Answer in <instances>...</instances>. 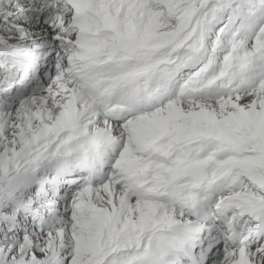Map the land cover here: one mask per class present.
I'll use <instances>...</instances> for the list:
<instances>
[{
  "label": "rangeland",
  "instance_id": "374dc122",
  "mask_svg": "<svg viewBox=\"0 0 264 264\" xmlns=\"http://www.w3.org/2000/svg\"><path fill=\"white\" fill-rule=\"evenodd\" d=\"M158 1L163 5L164 9L161 11L159 10L157 14L154 13L153 16L146 15L142 17L140 20L138 18H130V20H127V22L121 20L117 21L113 19L111 16H109L110 10L107 9L105 10L106 12L105 17L100 18L94 22L95 26H99V25L102 26L104 28L103 32L106 33L105 34L106 36H104L105 41L103 42V44L99 45V47L101 49H108L111 46L108 45L107 42L112 43V45H116V48L120 50L121 54H123L122 56L116 59H109V61H106L114 64L110 68L113 67L116 68L121 73L123 81H129V80L131 81L133 79L148 77L147 73L150 71V68L153 66V64H155V62L157 61L163 62L164 70L168 71L171 77L172 76L179 77L180 75H184V74H192L194 72H197L200 66L203 63H205L209 57H211L212 55L218 52L217 41L214 40V26L210 27L211 32L210 35L208 36L209 39L207 37V34L203 30V26L204 24L206 25V20L209 18L208 15L215 16L218 15V13L220 12V5L218 4L220 2L219 0H197V1L190 0V4L188 8L185 7L184 10L181 9L178 3L171 6V4L167 3L166 0H158ZM30 2L31 3H28L27 0L24 1L0 0V36L1 37L8 38V35L11 33L19 35L20 31L26 29L27 27H30V25L32 24H35L36 26L39 25V28L40 29L42 28L43 24L39 23L36 20L34 21L31 12L30 14H28L29 16V17L27 16L28 18L22 16L21 8L23 9L25 8L23 11H26V9L29 8L30 5V8L32 9L34 10L36 8L38 9L37 6L33 5L35 4L34 2L32 1ZM41 12L42 11L39 10L38 13ZM43 12L46 13L48 11L44 10ZM194 12H197L199 14L196 15ZM202 12L208 15H205L203 17V15L201 14ZM220 17L224 18L225 13L222 12ZM132 21H135L134 25L127 26L126 28H124L122 32V28ZM150 21L151 23H149ZM142 24L143 27L141 26ZM183 26H185L183 29H185L186 34H188L187 39L182 44L178 42L173 44V39H172L173 32L177 31ZM206 27L209 26L206 25ZM49 34L51 35L52 38L53 33H49ZM115 34L117 36H115ZM16 39L17 38H12L11 36L8 38V42L17 43L15 42ZM128 42H132L134 45V51L132 52L134 53L133 55H131L130 52H126L123 50ZM17 44L21 45L19 43ZM23 47L24 46L21 45L16 48L19 49ZM168 51L171 53L174 52L175 53L174 55L176 54L177 55L176 56L171 55L168 53ZM12 54L13 53L11 54L8 53V56L9 55L11 56ZM168 58L172 61L166 62ZM150 61L152 62L149 63ZM232 78H233L232 75L229 74L227 75V79H232ZM48 84L50 83L49 82L45 83L44 89L27 91L24 94L22 93L20 95L19 94L10 95L8 93H5L7 91L5 89L0 95V103H1L0 112L2 113H5L6 111L15 112L16 110L15 108L18 105L12 104V101H9V98L19 97L17 98V102L18 101L22 102L28 94H32L35 92H44V93L52 92L54 96L49 100L45 99L43 102L44 105H48L47 101L50 102L52 101L53 98L61 100L60 98L61 95L62 96L68 95V99H67L68 101L64 100L66 102L64 103V105L61 104L59 108L60 109L59 113L71 114V120L69 122L70 130L79 129L80 131L86 133L90 132L93 134V137L96 138L97 137L96 134L98 132V127H96L97 124H100V128L103 129H105L108 125H110V124L105 125V123H103L105 120H103L102 118H97L94 115V112H92L93 111L92 109H91L92 111L89 112V114L87 113L86 111L87 105L81 96H80L81 99H77V96L80 95V93L77 91L75 87L72 86L67 90L66 93H63V90L61 92V89L66 86H62V85L55 86V84H51L47 86ZM54 89L58 91L55 94L53 93ZM261 89H264V86H260L257 89L247 94H241L236 96L235 95L228 97L225 96L214 99H212L211 97L207 99L198 98L190 102L189 104L187 103L181 104L174 102L176 104V107L177 108L179 107L178 108L179 114H175L170 110H168V112L167 111L165 112V110H163L164 112L163 114H165L164 115L165 117L168 115L183 117V120L185 122L184 124L186 125V129H187L185 132L181 133L183 137H190L192 136V134L197 133L199 136L201 135L200 137L203 140H205L207 143L209 142L208 144H212L220 140H223L225 142L226 141L240 142L241 138L238 137L233 132V129L230 128L228 124L224 122L225 119H228L233 122L237 121L239 123H242L240 125L244 127H243V131H241L240 133L243 134L244 137H246L249 140L251 139L261 140L264 145V115L260 116L258 114L259 110L262 107L261 100L264 101V95L261 94L260 92ZM72 92L74 94H70ZM30 102L32 105L33 102L32 101ZM100 104L101 103H99V105ZM99 105L95 107H98ZM44 108L42 107L36 110L38 113L31 114L30 117L31 121L23 122L22 127L15 128L13 131L8 132L6 136L3 135L4 133L0 132L1 134L0 140L2 142H6V139H9L8 142L11 141L12 149L9 146L10 143H5L6 148L9 147L6 151L8 152L9 155L12 154V156L15 157L11 159L10 161L11 164H9L8 169L4 172L8 174V177L0 179V264H81L82 260L76 259L77 257L76 252L78 251V253L81 252L86 253V249L87 251L95 250L100 253L103 252V254L101 253L100 254L101 256L98 257V259H100L101 261L106 260L109 256V253H112V256L116 260L118 254L122 255V251L124 249L132 250L131 242L128 239H124L121 242L120 244L121 248L118 251L108 252L109 249L110 251H112V247L118 244L117 242H111L113 238L110 236L106 239L107 241L106 247L99 246L98 248H95L96 241L100 240V238L98 236L93 237V234L89 232L90 227L93 228L95 227L94 225H96V222L94 220H91L90 217L86 219L83 218L81 221L77 220V222H80L81 224L80 226H76V225L73 226L68 222L62 221V219L64 220V218H68V215L66 216L67 210H63L64 211L63 214L58 215L59 218L58 220L53 215L49 214L50 212L53 211L52 208H55L54 203L58 201V198H55L53 200L54 193L51 192L47 194L39 193L40 190L44 192H48L51 190L50 189L51 187L49 185L45 187L44 184L39 183L40 181L44 183V181L42 180L43 178L36 179L35 181L31 180L33 181L31 183L28 182L27 183L22 182L23 184L20 183L21 175H23L22 169L31 168L29 165L33 163V153L34 155H36V152L34 150L30 151L27 149L28 143L31 140L32 136H34L33 138H35V135L36 136L39 135V132H37L36 130H40L41 133L45 128H47V123L42 118V114H43L42 112H44ZM81 113H84V115L78 117V115ZM85 113H87V115ZM38 115L39 118L36 117ZM155 118H157L156 114L154 119ZM21 119L24 120V117H21ZM54 119L56 118L54 117L51 120ZM170 125L174 126L175 124L171 123ZM31 129H34L35 132L29 133V131L31 132ZM117 130L118 127L115 126V132ZM247 131H251L249 132L248 136L244 134ZM116 134H118V132ZM163 136L164 139H167L165 135ZM183 137L180 136L182 140H184ZM79 138H80V134L77 131L71 134L73 145L80 142ZM42 139L43 137H41L40 139H38L39 141L38 140L37 141L42 143L48 141L50 138L44 139L45 141L44 140L40 141ZM64 142L66 143L63 144L68 145L67 139H65ZM34 145L38 146L37 144ZM67 145L62 146L63 150L67 149ZM45 148H48L47 144L45 145ZM246 149L247 150H245L246 151L245 155H247L249 151L255 150L254 148H250V150H248L249 148ZM218 150L219 149L216 147L212 148L209 154L207 155L208 156L207 158L215 156ZM15 152L18 153L16 154ZM259 153L260 154H257L258 157H261L264 160V151L259 149ZM41 155L42 154L36 156H41ZM258 157H256L255 154H251L248 159L249 161L248 163L255 164V162L258 161ZM84 160L80 159V161L85 162ZM63 162L64 161L61 160L60 164L62 165ZM176 162L178 166H180L179 163L182 164V169H183L184 167L183 164L185 162L184 158H179L177 159ZM217 162H213L212 166L215 167V164ZM229 166H231V163H229L228 167ZM237 166L238 164L232 165L230 168L233 167L237 169ZM253 167L255 168L256 166ZM263 170L264 168L258 171L257 170L248 171V174L245 175L241 172V170L238 167L237 169L238 172L232 175L231 177H229L231 179L227 180L229 182L228 184H231L232 186L236 185L237 192H239V194H242V197L246 196L245 193H242L243 191H240V189L245 186V183L242 182L241 179L246 177V181L248 182V187L251 188V193H252L253 190L256 188V185H258L261 188H264ZM51 172H53L56 175H59L63 173V169L62 167H60V169L54 170L51 167V169L46 170L44 177L48 176ZM169 180L170 179L168 177V181L166 183H168ZM185 181L186 178L184 182ZM70 185L72 184L66 183L65 185L60 184L59 186H70ZM171 185L172 187L176 188L177 183L175 179H173ZM95 189L96 188H93L92 190ZM79 191H80L79 193L83 192L81 190ZM256 191L260 192V190L258 189ZM63 192L66 193L64 195L67 196L71 195V192H67L64 190ZM75 192H73L72 195L75 194ZM214 192L215 194L212 202H214L219 196V189L217 185L214 186ZM35 193L38 194V200L37 202L34 203L33 202L34 199L33 198L29 199V197L34 195ZM101 194L107 196V191L102 189ZM72 195L70 196L71 198L66 196L65 200H63L65 201L63 208H69V206L73 205L75 199L74 201H72L73 199ZM172 196L173 195H168L166 198L167 201L165 203L159 201L158 205H156L157 208L156 209L150 208L147 215H145L143 208H138L137 211L135 209L134 212L126 208L123 210L120 216L115 217L118 210H115L114 208H110L109 209L110 211L109 212L107 211L109 214V218L103 225H108V224L115 225V227L118 228L119 231L121 230L122 228L121 224L123 223L129 224L131 227L139 226L146 229L144 232L143 230H140L138 233L142 235L148 234V237L145 240L146 243L149 244L148 248L150 249L151 246L157 248L156 251H152V253L151 251H149L148 253L149 256L151 255L154 256L155 253L159 252V248L151 238V233L153 229L152 230L150 229L156 226L160 227V225L163 223H168L167 225H169L186 220V217L183 216L181 211H179V207L173 208L178 204L179 200L176 201L177 203L173 202L172 204H170V199ZM179 197L181 198L180 205H182L184 201L186 202L187 200L186 197L185 198L183 196H179ZM106 199L107 198H105V200ZM128 201L130 202V199H127V202ZM19 204H22L27 208H23L22 210H20ZM164 205H166L165 206L166 208L163 207ZM29 210H31L30 211L31 214L28 213ZM167 210L176 211L177 213L174 212V214L170 218H168V216H166L168 213ZM103 211L98 210L96 213H98V215H103L104 214ZM188 215L192 218L196 217L195 214L192 215L188 214ZM168 219H170V221H168ZM37 221L41 223V226L38 225ZM68 228L75 229L74 235H70V233L67 232ZM123 230L127 232L128 227L124 228ZM177 233L178 235L184 234L180 229L177 230ZM109 235H112V233H109ZM164 235L166 237L168 233H164ZM78 239L80 240L81 244H77ZM110 242L113 243V245ZM170 244H171L169 246L170 251L173 250V246H177V247L180 246L178 243L174 242V238L170 241ZM100 249L102 250L100 251ZM133 253L134 254L138 253V255L141 256L142 251L134 250ZM78 255L81 256L80 254ZM83 256H87V254H84ZM89 259L93 261L90 255H89ZM130 264H135V263H130Z\"/></svg>",
  "mask_w": 264,
  "mask_h": 264
},
{
  "label": "bare ground",
  "instance_id": "6f19581e",
  "mask_svg": "<svg viewBox=\"0 0 264 264\" xmlns=\"http://www.w3.org/2000/svg\"><path fill=\"white\" fill-rule=\"evenodd\" d=\"M10 4H12V3H10ZM24 9L21 8V10H22L21 13H22V16H24V17H27L28 14H30V12L32 13L33 16L38 14V12H39V10L37 8L35 10L30 8V5H29V8L26 9V11H23ZM149 23H151V21ZM141 26L143 27V24ZM144 26H146V25H144ZM150 27H152V26H150ZM194 28H195V26H194ZM19 33H20L19 35L11 33V34L8 35V38L11 37V36H12V38H17L18 40L16 39L15 42L21 44L24 47L26 46V44H33V42L31 43V41H33V40H41L39 38V36L43 35V32H41V29L39 28V25L36 26L35 24L30 25V27H27L26 29L20 31ZM46 38L52 39L50 34H48L46 36ZM104 41H105V37H102V39L98 43V45L103 44ZM35 43H39V42H35ZM107 44L112 46V43H108L107 42ZM166 46H167V44H166ZM113 49L115 50V54H116V50L117 49L116 48H113ZM21 50H22L21 48H19L18 50H14L13 51L14 53L11 56L15 55V56H17L19 58L18 52H20V53L24 54L25 57H29V54L27 52L21 51ZM174 51H175V49H174ZM178 55H179V53H178ZM147 58H149V57H147ZM168 60H169V58H168ZM12 62H15V60H12ZM151 62L152 61H150L149 63H151ZM9 69H10V67H9ZM25 92H27V91H25ZM25 92H23V94ZM56 92H58V91H56V89H54L53 93L55 94ZM260 92H261V94L264 95V89H261ZM5 93H8V92H5ZM8 94L16 95V94H20V93L18 91H13L12 93H8ZM70 94H74V93L72 92ZM28 95H27L28 97L26 96L27 98L25 97L22 102H20V101L17 102V98H19V97L9 98V101H12V104L18 105L15 108L16 109L15 112L14 111H10V112L6 111L5 113L0 112V132L4 133L3 135L6 136L8 132L13 131L15 128L22 127V123L23 122L31 121L30 120L31 114H33V113L37 114L38 113L36 110H38L39 108H42V107L44 108L45 107L44 108V112H42L43 113L42 114V118L46 121L47 128H45L41 133H40V130H36L37 132H39V135L38 136L35 135V138H33L34 136H32L31 140L28 143V147H27V149L30 150V151L34 150L36 152V155H40V154H42V155L41 156H36L33 153V163L31 165H29L31 168L22 169L23 172H26L27 174H29V177H25V176L21 175V179L19 178L20 179V183H22V182L31 183V182H33L31 180L35 181L36 179H42L44 177V174H45L47 169H51V167L54 170L55 169L56 170L60 169V167H61L60 161L63 160L64 162L67 163V162H69L71 160V158L75 154V152L73 150L68 148L67 144H63V143H66V142H64V140L68 138V133L71 131L70 128H69V122L71 120V114L70 113H65V114H62V113L60 114L59 113L60 112L59 108H60L61 104L64 105V103L66 102L64 100L68 99V95H65V96L61 95L60 96L61 100L53 98L52 101H50V102L47 101L48 105H44L43 102H44L45 99L49 100L50 98H52L54 96L52 94V92H48V93L35 92V93H32V94H28ZM77 99H81L80 95L77 96ZM124 100L127 101L128 99L124 98ZM30 101L33 102L32 103L33 106L31 105ZM118 101H119V99H118ZM261 101H262L261 102L262 107L259 110L258 114L260 116H263L264 115V101L263 100H261ZM212 103H215V102H212ZM178 108L176 107V104L173 103L169 107H166L165 112L166 111L168 112V110H170V111L174 112L175 114H179ZM163 113H164L163 111L156 112L155 113L157 115L156 119H160V120L164 121L165 120V116L163 115ZM85 114L87 115V113H85ZM82 115H84V113L79 114L78 117L82 116ZM21 117H24V120H22ZM36 117L39 118V115L36 116ZM54 117L56 119L51 120ZM49 118H51V119H49ZM96 127H98V132L96 134L97 135L96 139L99 142H102L105 139H109L111 136L117 135L116 134L117 132H115V126H113L111 124L108 125L105 129L100 128V124H97ZM32 132H35L34 129H31V132L29 131V133H32ZM249 132H251V131H247L244 134L248 136ZM180 136L183 137L182 134H180ZM41 137H43V139L40 140V141H43L46 138H50L48 140L49 142L48 141L42 142V143L38 142L39 141L38 139H40ZM190 137H183V138L186 139V138H190ZM8 141H9V139H6V142H2L0 140V179L8 177V174L4 173V172L8 169L9 164H11V162H10L11 159L15 158V157L12 156V154L9 155L8 152L6 151L9 147L6 148V144L5 143H10L9 146L12 149L11 141L10 142H8ZM258 141L260 143V146L264 147L263 142L261 140H258ZM226 143H228L229 145L242 146L246 142L243 141L242 138H241L240 142L226 141ZM34 144H37L38 146H36ZM46 144L48 145V148H45ZM64 145H67V149L66 150H63L62 146H64ZM91 149L95 150L96 147H92ZM21 151H22V149H21ZM23 153H25V152H23ZM21 157H23V156H21ZM82 159L83 160L86 159V156L84 155L82 157ZM14 161H16V160H14ZM84 161L86 162L87 159L84 160ZM176 161H177V159H174L172 162L171 161L169 162L170 166L172 165L171 168H170L172 181H173V179H175V181L177 183L176 188L172 187V185H171V187H172V189L177 191V194H175L176 196L177 195L178 196H182L183 192L185 190H187V189L191 190L192 188L190 186H188L184 182L185 177H184V174H183L182 164L179 163L180 166H178ZM158 162L160 163L159 164V168H158L157 171H153L151 173V177L149 178V183L150 184L148 185L149 188L154 190L155 196L157 195V189L159 187H163L164 186V185H162V182H163V178H164V172L166 171V165H164L160 161H158ZM20 163H21V161H20ZM224 166H225V162H217L215 164V167L212 166V168L215 169V170H221ZM237 169H238V166H237ZM237 169L234 170L233 175L236 174L239 171V170L237 171ZM10 170H12V169H10ZM257 171H255V172H257ZM21 172H20V174H21ZM195 174L199 178L203 176V173L200 170H196ZM237 175H239V174H237ZM13 181H15V180H13ZM39 183L44 184L45 187H47L49 185V183H46V182L43 183V182L40 181ZM82 191H83L82 193H78V194L75 195V201L74 202L80 201V210L78 211L79 215L77 216V220L81 221L83 218L86 219V218L90 217L91 220H94L96 222V225H94L95 227H93V228L90 227V231H89V232H91L93 234V237L98 236L100 238V240L96 241V247L95 248H98L99 246L106 247V244H107L106 239L110 236V237L113 238L111 240V242H117L118 244H116L115 246L112 247V251H110V249H109L108 252L118 251L121 248L120 244H121V242L124 239H128L131 242L132 250L124 249L122 251V255L118 254V257H117L116 260L112 256V253H109L108 258L106 260H104V261H101L100 259H98V257H100L101 256L100 254L101 253L103 254V252L100 253V252H97L95 250L87 251V249H86V253L85 252L78 253V251H77L76 252V255H77L76 259L82 260L81 264H83V263L84 264H97V263H99V264H130V263L144 264V263H147V262H148V264H152L150 261H153L154 256H152V255L149 256L148 252L151 251V253H152V251H156L157 248L151 246V248L149 249L148 248L149 244L146 243V241H145L146 238L148 237V234L147 235H142V234L138 233L140 230H143V232H144L146 229H144L142 227H139V226L138 227H131L129 224L123 223V224H121L122 228L119 231L118 228L115 227V225H109V224L108 225H103V224L109 218L108 212L110 211L109 210L110 208H114L115 210H118L115 217L120 216V214L126 208L130 209L132 212H134L135 209L137 211L138 208H143V210L145 212V215H147L148 211L150 210V208H155V209L157 208L156 205H158L159 201L153 203L152 199H150V200L148 198L142 199L141 197H138L139 200H134V199L132 200V198H133L132 197L130 202L129 201L127 202V199H129V196L124 194L122 190H119L118 186L113 185V184H107V188L105 190V191H107V196L101 194V192H100L101 191V187H100V189L88 190V192H87V190H82ZM62 194L64 195L66 193L63 192ZM68 195H70V194H68ZM67 197H69V196H67ZM172 197L170 199V204H172L174 202ZM32 198L34 199V201H33L34 203L37 202L38 194L35 193L34 195L29 197V199H32ZM105 198H107V199L105 200ZM182 200H183V198H182ZM241 200L244 201V202H248L247 198H243L242 197ZM144 201H147L148 203H144ZM98 203H100V204H98ZM184 203L186 204L185 201H184ZM251 204H253V203H251ZM251 204H249V206ZM165 206L166 205H164L163 207H165ZM180 206H181L180 203H178L173 208L180 207ZM98 210H102V211L104 210L103 211L104 214L103 215H98V213H96ZM167 211H168V213H167L166 216H168V218H170L174 214V212H176V211H172V210H167ZM66 219L69 221L68 218H66ZM168 221H170V219H168ZM81 223H83V222H81ZM167 224L168 223H163L160 226H165ZM88 227H89V225H88ZM126 227H128L127 232H125L123 230ZM157 227L158 226L153 227L150 230H152V229L154 230ZM67 232L70 233V235H74L75 229L74 228H70V229L68 228ZM109 233H112V235H109ZM151 238H152V236H151ZM142 243H144L145 245L142 246ZM77 244H81L79 239L77 241ZM111 244L113 245V243H111ZM173 247H177V246H173ZM101 250L102 249H100V251ZM134 250L142 251L141 256H139L138 253L134 254L133 253ZM77 253L80 254L81 256H79ZM84 254H87V256H83ZM89 255L92 257L93 261L89 259Z\"/></svg>",
  "mask_w": 264,
  "mask_h": 264
},
{
  "label": "clouds",
  "instance_id": "9594fccd",
  "mask_svg": "<svg viewBox=\"0 0 264 264\" xmlns=\"http://www.w3.org/2000/svg\"><path fill=\"white\" fill-rule=\"evenodd\" d=\"M39 10H41L42 12L41 13H38V14H36V15H32V17H33V19L34 20H36V21H38L39 23H41V24H44L43 23V21H41V20H43L44 18H45V14L47 13H44L43 11V9H40V8H38ZM45 10H47V11H49L48 9H45ZM44 13V14H43ZM38 24V23H37ZM42 30H41V32H43V30H44V28H45V31L46 32H48V28L47 27H45L44 25L42 26ZM40 37H43V36H40Z\"/></svg>",
  "mask_w": 264,
  "mask_h": 264
}]
</instances>
